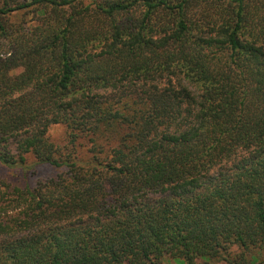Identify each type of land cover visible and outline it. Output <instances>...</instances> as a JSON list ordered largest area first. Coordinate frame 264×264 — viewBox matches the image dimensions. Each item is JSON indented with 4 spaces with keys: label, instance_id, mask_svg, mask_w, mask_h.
I'll use <instances>...</instances> for the list:
<instances>
[{
    "label": "trees",
    "instance_id": "trees-1",
    "mask_svg": "<svg viewBox=\"0 0 264 264\" xmlns=\"http://www.w3.org/2000/svg\"><path fill=\"white\" fill-rule=\"evenodd\" d=\"M0 168V264H264V0H0Z\"/></svg>",
    "mask_w": 264,
    "mask_h": 264
},
{
    "label": "rangeland",
    "instance_id": "rangeland-1",
    "mask_svg": "<svg viewBox=\"0 0 264 264\" xmlns=\"http://www.w3.org/2000/svg\"><path fill=\"white\" fill-rule=\"evenodd\" d=\"M57 134L60 133V129L56 130ZM0 173H6L7 177L9 178V180H15V178L12 176L13 171L12 170H2L0 168ZM160 264H184L182 260H178L175 258H171V257H165L162 262ZM206 264V263H205ZM207 264H229L227 261L225 260H212Z\"/></svg>",
    "mask_w": 264,
    "mask_h": 264
}]
</instances>
